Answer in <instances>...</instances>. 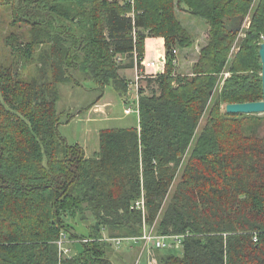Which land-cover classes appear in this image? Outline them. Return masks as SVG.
I'll use <instances>...</instances> for the list:
<instances>
[{
  "label": "trees",
  "instance_id": "1",
  "mask_svg": "<svg viewBox=\"0 0 264 264\" xmlns=\"http://www.w3.org/2000/svg\"><path fill=\"white\" fill-rule=\"evenodd\" d=\"M0 5L11 7L13 25L30 28L26 43L15 32L8 37L12 50L33 62L42 49L37 77L0 62V264H114L105 231L141 236L145 222H156L160 234H186L181 249H158L159 264H264V117L224 111L228 103L263 98L264 0ZM177 8L210 25L191 76L175 72L174 50L194 45ZM148 36L165 39L167 68L147 79L157 87L152 94L141 91L139 126L101 129L100 149L87 157L59 133L60 85L94 82L101 95L89 109L108 85L127 95L123 56L143 57ZM142 197L145 215L135 206ZM63 236L75 254L61 249Z\"/></svg>",
  "mask_w": 264,
  "mask_h": 264
},
{
  "label": "rangeland",
  "instance_id": "2",
  "mask_svg": "<svg viewBox=\"0 0 264 264\" xmlns=\"http://www.w3.org/2000/svg\"><path fill=\"white\" fill-rule=\"evenodd\" d=\"M255 7L256 4L253 6L251 13L246 17L241 31L238 33L237 38L231 47L228 67L222 74L220 87L224 84L226 80L225 78L231 76L229 68L240 50L242 40L247 36V30L251 26L250 22H252V15ZM176 13L180 21L195 39L194 45L189 47L190 49H178L177 54L179 56V61L177 58L178 62L175 64V72L180 75L191 76L194 74L193 68L195 63L199 60L203 47L209 43L210 25L206 19L179 8L176 9ZM186 22H190V24ZM29 29L30 28L27 25H13V13L11 7L8 5H0V62L15 67L19 66L26 78L38 76V68L41 65V61H38L37 58L42 49L37 48L35 61L28 62L19 56L16 49L12 50V46L8 44L10 42L8 41V37L15 32L20 35V40L23 43H26ZM263 40L264 35L261 37V42ZM126 61L129 63L130 59H127ZM125 79L128 81L127 83L130 89V82L134 80V78L127 75ZM95 86V83L92 81L87 82L85 88L74 84L71 85L70 83L61 84L60 90L62 97L57 104L58 110L62 113V122L59 127L60 135L66 138L71 144L80 143L84 147L87 157H92L95 155V152L99 151L101 139L99 134L101 129L137 127L139 125V115L136 111L131 114L124 113V108L129 104L124 103L122 99L123 96L113 85L106 86L105 91L99 100L100 102L92 105L89 111L87 105H90V103L101 95L100 90L94 89ZM144 86V91H149V94H152L153 90L157 88L155 84L148 83L147 81L144 82ZM141 87L142 86H140V88ZM130 90L133 94L134 89ZM102 103H108V105L104 107L102 106ZM94 109H97V111ZM224 111H226V105H224ZM69 114L72 116L69 117ZM207 115L208 112L202 119L200 128L205 124ZM259 115L264 117V113ZM179 174H181V172ZM179 176L180 175H178L177 180L172 185L171 193L178 183ZM88 216L91 218V212H88ZM80 229L82 230L81 233L86 234L85 229ZM104 234L107 235V231H105ZM63 238L65 239V243L62 244V246L60 245L61 249L64 253V248L67 249L68 251L65 253L67 255L75 254L76 250L74 248V242L67 236H63ZM111 245L112 248L110 254L114 264H148V254L146 251L145 253H142L141 242L125 243L120 247L113 244ZM167 250L171 249L162 250V253H166ZM159 257L160 251H158V249H152V262H158Z\"/></svg>",
  "mask_w": 264,
  "mask_h": 264
},
{
  "label": "built area",
  "instance_id": "3",
  "mask_svg": "<svg viewBox=\"0 0 264 264\" xmlns=\"http://www.w3.org/2000/svg\"><path fill=\"white\" fill-rule=\"evenodd\" d=\"M175 53H177V50H174ZM177 59L175 60V63H177ZM135 65H136V73L134 80L130 82L131 88L134 89L135 92L127 98L125 101L127 104L132 103L134 101L133 105H128L125 108L126 114H131L134 111L140 115V108H139V100L141 95V81L146 78H153L157 75L161 74V72L154 71L152 72L151 69H157V67H166V58L161 57L159 59H148L145 56L138 57L137 53L135 54ZM164 67V68H165ZM163 68V73L165 72ZM137 208L142 209L144 212V215L146 213V202L145 198L142 197L136 202L135 205ZM186 234H160L157 231V223L155 222L153 225L149 226L146 222L144 225V232L141 236H109L108 234L103 236V240L108 241L112 243L113 245H116L117 247L122 246L125 243H133V242H141L142 243V253H145V251L148 254V264H159V262H152L151 258V250L152 249H174L178 250L182 248L183 240L185 238ZM255 240H257V236H255ZM65 243V239L62 238L59 241V244L62 246V244ZM65 253L68 251L65 249Z\"/></svg>",
  "mask_w": 264,
  "mask_h": 264
},
{
  "label": "crops",
  "instance_id": "4",
  "mask_svg": "<svg viewBox=\"0 0 264 264\" xmlns=\"http://www.w3.org/2000/svg\"><path fill=\"white\" fill-rule=\"evenodd\" d=\"M177 18H178V16H177ZM179 21H180V19H179ZM182 26H184L183 23H182ZM193 39H195V37ZM187 49H190V48H187ZM143 55L146 58L151 59V60H153V59H159L161 57H165L166 58L165 39L162 36H158V37H150L149 36V37H147L146 38V42H145V53ZM177 58H178V61H179L178 54H177ZM127 59H130V62L129 63H127V61H126ZM121 66H122V68L120 69V74H121L122 77L126 78V76L128 75V76H132V78H134L135 73H136V69H137L136 68V65H135V61H134V56H130V55L123 56V62L121 64ZM164 67L161 66V67H157V69H154L153 68L151 70H152V72H153V70L154 71H157L158 70V72L163 73L162 71H163V68ZM165 68H164V70H165ZM147 79H149V78L143 79L141 81V86H142L141 87V91H142V93H149V91H144V88H145L144 82H146ZM134 92H135V90H134ZM131 94H132V91L129 89L127 95L126 94L123 95L122 99H123V101H124L125 104H127L125 100L127 98L129 99V97L131 96ZM102 104H103L102 106H104V107L108 105V103H102ZM129 104L130 105H133L134 104V101L132 103H129ZM125 108H124V110H125ZM94 110L97 111V109H94ZM89 111H90V109H89ZM124 113H125V111H124ZM138 119L140 121L139 116H138Z\"/></svg>",
  "mask_w": 264,
  "mask_h": 264
},
{
  "label": "water",
  "instance_id": "5",
  "mask_svg": "<svg viewBox=\"0 0 264 264\" xmlns=\"http://www.w3.org/2000/svg\"><path fill=\"white\" fill-rule=\"evenodd\" d=\"M241 29V28H240ZM262 64L263 98L258 101L235 102L226 104V112L230 114H262L264 113V40L260 43Z\"/></svg>",
  "mask_w": 264,
  "mask_h": 264
}]
</instances>
